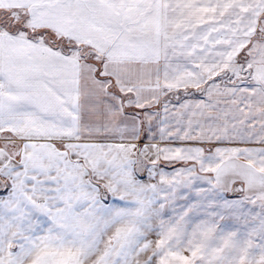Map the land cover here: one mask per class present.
<instances>
[{"label": "snow or ice", "instance_id": "obj_1", "mask_svg": "<svg viewBox=\"0 0 264 264\" xmlns=\"http://www.w3.org/2000/svg\"><path fill=\"white\" fill-rule=\"evenodd\" d=\"M0 264H264V0H0Z\"/></svg>", "mask_w": 264, "mask_h": 264}]
</instances>
